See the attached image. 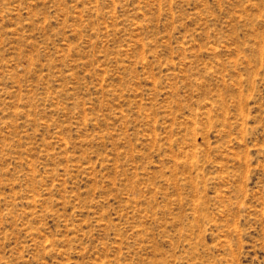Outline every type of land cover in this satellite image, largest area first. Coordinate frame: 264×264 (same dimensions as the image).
I'll return each instance as SVG.
<instances>
[{
    "label": "rangeland",
    "instance_id": "374dc122",
    "mask_svg": "<svg viewBox=\"0 0 264 264\" xmlns=\"http://www.w3.org/2000/svg\"><path fill=\"white\" fill-rule=\"evenodd\" d=\"M0 264H264V0H0Z\"/></svg>",
    "mask_w": 264,
    "mask_h": 264
}]
</instances>
